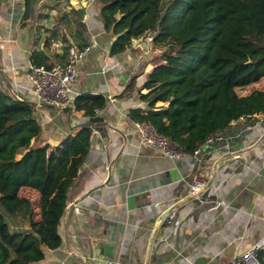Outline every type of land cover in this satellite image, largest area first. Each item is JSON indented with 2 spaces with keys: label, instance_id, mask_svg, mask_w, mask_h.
I'll use <instances>...</instances> for the list:
<instances>
[{
  "label": "crops",
  "instance_id": "obj_1",
  "mask_svg": "<svg viewBox=\"0 0 264 264\" xmlns=\"http://www.w3.org/2000/svg\"><path fill=\"white\" fill-rule=\"evenodd\" d=\"M99 7V0H31L24 18V0H0V89L34 105L41 125L38 142L56 144L90 118L72 102L38 100L30 79L34 49H42L49 63H64L70 43L90 45L77 64L73 96L91 92L106 97L96 110L101 117L96 123L107 125V139L101 144L90 140L67 187L58 224L61 244L44 248L35 264H225L264 236V112L253 119L255 126L234 152L216 153L204 144L192 161L193 155L171 159L140 146L128 110L147 107L139 91L147 90L142 83L161 49L148 34L110 54L113 35L103 28ZM257 81L237 91L258 88L240 91ZM249 122L240 118L227 129ZM231 156L234 160L226 162ZM194 175L211 181L201 200L189 191ZM19 192L33 198L39 210L38 191L22 186ZM171 205V221L159 219ZM104 217L116 228L106 231Z\"/></svg>",
  "mask_w": 264,
  "mask_h": 264
},
{
  "label": "trees",
  "instance_id": "obj_2",
  "mask_svg": "<svg viewBox=\"0 0 264 264\" xmlns=\"http://www.w3.org/2000/svg\"><path fill=\"white\" fill-rule=\"evenodd\" d=\"M99 1L103 28L113 35L110 54L148 34L163 46L142 83L147 90L139 91L147 107H131L132 120L152 123L192 153L210 134L264 112V89L237 91L264 76V0ZM30 10L31 0H24V18ZM30 58L32 65L51 64L42 49ZM72 103L97 122L106 97L82 92ZM40 132L34 105L0 89V264H35L44 248L61 244L67 187L85 160L92 128L80 125L56 144L38 142ZM22 186L38 191V213ZM259 256L264 264V248Z\"/></svg>",
  "mask_w": 264,
  "mask_h": 264
},
{
  "label": "built area",
  "instance_id": "obj_3",
  "mask_svg": "<svg viewBox=\"0 0 264 264\" xmlns=\"http://www.w3.org/2000/svg\"><path fill=\"white\" fill-rule=\"evenodd\" d=\"M90 45L79 46L75 43L68 45L69 58L66 62H53L49 66L31 65L30 79L33 93L39 101L46 104H68L74 99L72 84L76 79L77 64L85 55ZM20 98V97H19ZM242 119V117H240ZM138 136V143L142 147L156 150L158 153L171 159H179L187 155L198 157L201 148H196L192 153L181 149L168 136L160 133L148 121H134ZM225 138L224 131L210 134L205 144ZM207 180L199 175H194L189 183V191L196 199H200ZM264 248V236L252 242L239 254L233 256L225 264H262L259 250Z\"/></svg>",
  "mask_w": 264,
  "mask_h": 264
},
{
  "label": "water",
  "instance_id": "obj_4",
  "mask_svg": "<svg viewBox=\"0 0 264 264\" xmlns=\"http://www.w3.org/2000/svg\"><path fill=\"white\" fill-rule=\"evenodd\" d=\"M79 125H90L93 128V132H92V138L91 141L95 142L96 144L101 141H105L107 139V125L105 123H96L93 122L91 120L88 121H83L78 123ZM256 124V120L250 121L249 123H245L242 125H238L236 128L234 129H227L225 131V138L221 141H211L207 144H205L203 146V148H212L214 149L213 151H215L216 153L218 152H223V153H230V152H234L235 150H237L243 143V140L246 138V135L252 130V128L255 126ZM101 144V143H100ZM200 149V151L203 150ZM211 156V153H209L207 155V157ZM196 156L192 157V161L196 160ZM234 160V156L229 157L226 162H232ZM211 181L208 180L206 182V185L204 186V190L201 193V197L200 200L205 198V196L208 193L209 187H210ZM99 186H102V184L97 185L96 187H92L90 189H88L87 191H85L84 193H82L78 200H81L82 198H84L86 195H88L90 192L93 191L94 188H97ZM174 206H169L166 209L162 210L161 213L158 215L159 219L162 218H166L168 221H171V211L173 209ZM102 222L104 223V227L106 231H109L110 229H115L116 226L114 224V221L111 218L108 217H104L102 219ZM114 239V238H112ZM99 261H94L95 264H97ZM109 264H113L112 262H110Z\"/></svg>",
  "mask_w": 264,
  "mask_h": 264
},
{
  "label": "rangeland",
  "instance_id": "obj_5",
  "mask_svg": "<svg viewBox=\"0 0 264 264\" xmlns=\"http://www.w3.org/2000/svg\"><path fill=\"white\" fill-rule=\"evenodd\" d=\"M160 49H163V46H161L160 47ZM252 87H258V88H263L264 89V77L263 78H261V79H259L253 86H250V87H248V88H240V91L241 92H244V91H246V90H248V89H251ZM29 196H31V197H33L32 195H31V193L29 194ZM33 199V198H32ZM34 211H35V213H38V208H37V203L35 202V200H34ZM37 216V215H36ZM11 221V220H10Z\"/></svg>",
  "mask_w": 264,
  "mask_h": 264
}]
</instances>
